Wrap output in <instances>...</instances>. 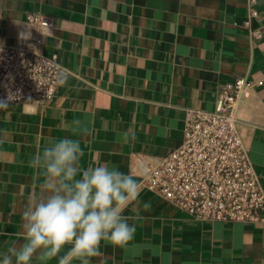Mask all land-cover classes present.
<instances>
[{
  "label": "crops",
  "instance_id": "obj_1",
  "mask_svg": "<svg viewBox=\"0 0 264 264\" xmlns=\"http://www.w3.org/2000/svg\"><path fill=\"white\" fill-rule=\"evenodd\" d=\"M28 13L54 22L41 51L66 74L44 105L0 106V250L23 242L22 213L44 195L29 161L79 119L82 165L111 162L141 188L124 212L134 239L102 241L91 264H264V225L195 221L141 186L181 143L186 109L213 111L243 78L237 128L264 189V0H0V44L34 35Z\"/></svg>",
  "mask_w": 264,
  "mask_h": 264
},
{
  "label": "built area",
  "instance_id": "obj_2",
  "mask_svg": "<svg viewBox=\"0 0 264 264\" xmlns=\"http://www.w3.org/2000/svg\"><path fill=\"white\" fill-rule=\"evenodd\" d=\"M25 22L29 40L0 44V101L44 105L66 69L57 54L41 51L54 22L40 13ZM252 86L237 78L221 87L213 111L186 109L181 143L148 166L141 186L195 221L264 225V189L237 128L238 103Z\"/></svg>",
  "mask_w": 264,
  "mask_h": 264
},
{
  "label": "clouds",
  "instance_id": "obj_3",
  "mask_svg": "<svg viewBox=\"0 0 264 264\" xmlns=\"http://www.w3.org/2000/svg\"><path fill=\"white\" fill-rule=\"evenodd\" d=\"M0 106L7 103L0 101ZM71 135L46 145L29 161L39 178L42 197L30 200L22 213L24 239L0 250V264H91L102 241L126 246L136 225L124 215L139 204L138 179L115 164L84 167L79 136L87 129L74 119ZM128 133L122 137L126 141ZM144 208L150 207L145 203Z\"/></svg>",
  "mask_w": 264,
  "mask_h": 264
}]
</instances>
